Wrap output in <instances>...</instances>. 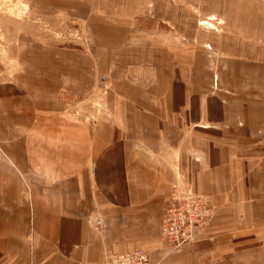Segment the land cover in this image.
I'll use <instances>...</instances> for the list:
<instances>
[{"label": "crops", "instance_id": "crops-1", "mask_svg": "<svg viewBox=\"0 0 264 264\" xmlns=\"http://www.w3.org/2000/svg\"><path fill=\"white\" fill-rule=\"evenodd\" d=\"M112 37L87 56L34 48L26 75L0 83V264L104 262L137 247L151 264H264V100L198 91L162 63L153 79L121 78L114 48L126 40ZM80 101L103 113L69 110ZM175 183L211 206L178 246L161 235Z\"/></svg>", "mask_w": 264, "mask_h": 264}, {"label": "rangeland", "instance_id": "rangeland-1", "mask_svg": "<svg viewBox=\"0 0 264 264\" xmlns=\"http://www.w3.org/2000/svg\"><path fill=\"white\" fill-rule=\"evenodd\" d=\"M111 21L121 29H105ZM110 36L126 40L114 48L121 78L153 79L162 63L198 91L250 89L264 100V0H0V83L26 75L34 48L87 56ZM96 79L103 96L109 78ZM71 103L70 111L103 113Z\"/></svg>", "mask_w": 264, "mask_h": 264}, {"label": "built area", "instance_id": "built-area-1", "mask_svg": "<svg viewBox=\"0 0 264 264\" xmlns=\"http://www.w3.org/2000/svg\"><path fill=\"white\" fill-rule=\"evenodd\" d=\"M164 205L161 235L178 246L192 243L202 231L211 214V206L204 197L180 183L174 184ZM84 264H151L147 253L140 247L123 253H109L104 262Z\"/></svg>", "mask_w": 264, "mask_h": 264}]
</instances>
